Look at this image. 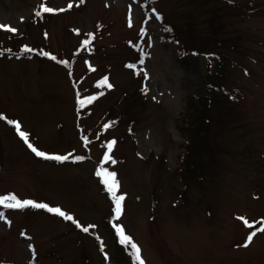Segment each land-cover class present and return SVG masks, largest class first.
<instances>
[{"label":"rangeland","instance_id":"obj_1","mask_svg":"<svg viewBox=\"0 0 264 264\" xmlns=\"http://www.w3.org/2000/svg\"><path fill=\"white\" fill-rule=\"evenodd\" d=\"M42 3L56 11L36 16ZM0 25L17 29L0 28V196L94 226L0 206V264H136L114 225L145 264H264V232L244 246L245 221L264 219V0H0ZM210 82L201 167L188 179L180 128L195 125L189 96ZM7 120L39 150L72 158L37 157ZM111 141L115 163H101ZM100 167L125 197L118 218Z\"/></svg>","mask_w":264,"mask_h":264},{"label":"snow or ice","instance_id":"obj_2","mask_svg":"<svg viewBox=\"0 0 264 264\" xmlns=\"http://www.w3.org/2000/svg\"><path fill=\"white\" fill-rule=\"evenodd\" d=\"M79 2L83 3L84 0H79ZM72 6L73 5L71 3H69L67 6V9H59V11H65V10L71 9ZM54 11H56V10L52 9L51 7L42 6L41 11L36 12V16H40L41 13H53ZM153 11H155V10L153 9ZM156 18L159 19V16L157 15ZM129 26L131 27V19H129ZM0 28H5V29H7L13 33H15L17 31L16 28H12L10 26L0 25ZM88 36H89V39L83 41L84 46H87L88 44H90L91 40L94 39L93 34L89 33ZM23 51L24 52H30V51H32V49L25 47L23 49ZM0 55H2V53H0ZM43 55L48 56L49 54L47 52H45V53H43ZM50 58L53 60H56L55 56H51ZM61 63H66V62L61 61ZM140 63H143V60H141ZM127 67L135 68L136 65L129 64V65H127ZM100 83L102 85H106L108 88L112 87V85L110 83H108L107 77H104ZM101 94H103V93H101ZM96 99H97L96 96H90V97H86L85 99H78V103L80 104L81 107H83L86 103L91 104ZM0 118H3V117H0ZM7 123L15 126V130H16L17 134L24 141V143L27 145V147L37 157L47 159V160H57V161H66V160H69L70 158H72L71 154H67V155H63V156L52 155V154H48V153H45L44 151L39 150L32 143L29 142L28 134L21 130L19 122L13 121V120H7ZM110 126H111L110 124H105L104 128L107 129ZM83 139L85 141V144H87V138L84 137ZM114 144H115V141H111L107 144V146H106L107 151L104 153L103 161L101 163H107L109 161L111 163H115V161L112 160L111 155H110ZM74 159L75 160H83L84 157L83 156H76V157H74ZM95 174L97 175V177L102 178V183L104 184L107 192L111 195V198L114 202V215H115V217L118 218L122 213V201L125 199V197H124V195H117V191L119 188V182L116 179V173L108 171L107 168L100 167L96 171ZM0 206H3L5 208H9V209H24L27 207L45 209L49 213L59 215V216L63 217L65 220L72 221L73 223L76 224V226L78 228H81L82 231L85 233L89 232L90 227H94V226H81L79 224V222L75 221L71 215L65 213L59 207H52V206H49L48 204L35 202V201L30 200V199L21 200L15 194H6L4 196H0ZM0 219H4V216L2 213H0ZM245 223H246L247 227H249V228L253 227V224H248L247 221H245ZM258 223L264 224V220H262ZM114 227H115V230H116L117 235L119 237V242L122 245L130 246L131 252H132V255L135 259L136 264H145V262L143 261V259L141 257V254H140L141 250H140L139 246L136 243L132 242L131 238L124 233V230L122 227L116 226V225H114ZM257 232H264V227L257 228L256 231H252L250 234H248L247 243L244 245L245 247H247L248 244H250L252 242V239L256 235Z\"/></svg>","mask_w":264,"mask_h":264},{"label":"trees","instance_id":"obj_3","mask_svg":"<svg viewBox=\"0 0 264 264\" xmlns=\"http://www.w3.org/2000/svg\"><path fill=\"white\" fill-rule=\"evenodd\" d=\"M46 5H47L46 3L40 4L39 9L36 11L37 12L41 11V7L46 6ZM41 15H42V13H41ZM170 27H172L173 30L175 31L172 24H170ZM172 39H175V35H174V37H172ZM23 49L24 48H22V49L20 48L18 53L19 54L26 53L23 51ZM17 51L11 50L10 53L16 54ZM28 53H34V51L32 50ZM19 54H16V55H19ZM213 89H214L213 82H210L208 84L207 89H205L203 91V94H201V93L190 94L188 104H187L188 106L186 107L187 110L189 109L188 110V116H184V118H185V120H187L189 122L188 125H191V123H192V125L195 123V125L193 126L192 129H188V130H185L186 129L185 127H182V129H181L179 126V128L181 130L180 134L185 139V144H184L185 150L181 156V159H182L181 174H183L182 175L183 177L184 176L188 177V179H193L194 175L192 176L191 174L196 173L197 169H199L201 167V164H198V154H199V151L203 147L199 146L198 151L197 152L194 151L195 150L194 148H196L195 141L200 136H202V134L206 131L205 129H207V126L210 123L211 117L206 116L205 113H200V110L203 109L204 106L211 105L215 101ZM206 97H211V99L205 100ZM196 110H197V113L194 114V112ZM197 114L200 116L201 122H199V120L197 118L198 117ZM207 115H208V113H207ZM182 124H184V123H182ZM198 124H202L203 127L198 126ZM197 176H199V175L197 174ZM184 186H185V190H186V188H188V184L186 182H184ZM29 261H30V264H38V263H36L35 257L29 258Z\"/></svg>","mask_w":264,"mask_h":264},{"label":"flooded vegetation","instance_id":"obj_4","mask_svg":"<svg viewBox=\"0 0 264 264\" xmlns=\"http://www.w3.org/2000/svg\"><path fill=\"white\" fill-rule=\"evenodd\" d=\"M263 219V218H262ZM245 220V219H244ZM264 220V219H263ZM250 224H253V227H252V230L251 229H248L249 230V233H251L252 231H256V227L259 226L260 223H258V220H251L250 221ZM244 226H246V224L244 223ZM263 227V226H262ZM248 228V227H247Z\"/></svg>","mask_w":264,"mask_h":264}]
</instances>
